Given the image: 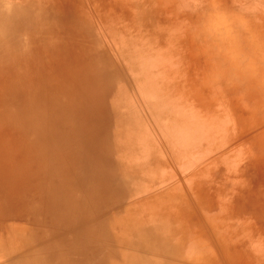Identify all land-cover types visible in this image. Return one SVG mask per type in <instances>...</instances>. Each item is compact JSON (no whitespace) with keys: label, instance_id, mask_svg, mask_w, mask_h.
<instances>
[{"label":"rangeland","instance_id":"obj_1","mask_svg":"<svg viewBox=\"0 0 264 264\" xmlns=\"http://www.w3.org/2000/svg\"><path fill=\"white\" fill-rule=\"evenodd\" d=\"M75 167L99 213L0 264H264V0H0V189Z\"/></svg>","mask_w":264,"mask_h":264},{"label":"bare ground","instance_id":"obj_2","mask_svg":"<svg viewBox=\"0 0 264 264\" xmlns=\"http://www.w3.org/2000/svg\"><path fill=\"white\" fill-rule=\"evenodd\" d=\"M95 172L94 169L89 168H72L68 173H64V176L57 183L53 184L56 185L55 187L58 190L52 192L48 191L47 188L44 190L46 184L41 182L43 176L37 177L36 180L26 178V184L22 180L15 183L13 187L1 188L0 207L6 206V209L0 208V217H6L11 224L4 229H0V246L9 248L10 252L13 250L18 251L24 245L29 247L33 245V242L28 240L26 236L35 228H48L49 231L50 228L59 227V232H65L74 227V224L79 225L84 219L96 216L99 212L89 216L90 210H88V207L90 203L88 204V201L97 198L99 191L95 190L100 189V186L105 187V185L102 182L103 176L99 172ZM88 176L92 177V181H89V184L85 181ZM72 182L76 186L83 187L78 189L79 193L74 197L70 196ZM4 196L7 201L2 199ZM87 214L89 217L85 218ZM74 216L80 219L70 221ZM59 218L62 219L58 221L57 219ZM50 234L45 235L49 236ZM72 243L67 244L69 245L67 247H70V245L74 247L79 241ZM64 245L66 243H59L50 248L58 249V252L63 248L64 251H67ZM79 252L83 251L77 250L73 254L66 252L57 253L56 264H68L70 256L76 257L74 259H83L86 254ZM6 256H0V259H4Z\"/></svg>","mask_w":264,"mask_h":264}]
</instances>
